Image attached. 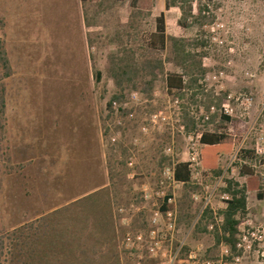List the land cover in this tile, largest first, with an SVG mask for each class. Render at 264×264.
<instances>
[{
  "label": "rangeland",
  "instance_id": "obj_1",
  "mask_svg": "<svg viewBox=\"0 0 264 264\" xmlns=\"http://www.w3.org/2000/svg\"><path fill=\"white\" fill-rule=\"evenodd\" d=\"M205 2L207 21L180 28L179 9L165 10L164 0H0V38L12 69L9 77L0 76L6 130L0 144V227L26 218L15 219L20 201L46 211L94 193L65 210L75 217L80 209L99 214L102 207L110 214L112 231L106 242L99 238L90 248L84 228L76 254L89 252L95 264H134L121 245L123 234L149 228L164 191L171 194L176 214L172 243H163L165 250L187 247L179 257L195 255L190 264H264L256 242L238 254L223 242L215 248L213 224L201 219L208 207L214 224H220L225 178L240 184L251 179L254 189L246 194V212L237 216V228L264 230V197L256 196L264 193V152L255 150L257 137L264 141V0ZM161 12L166 33L184 39L189 51L193 40H207L204 74L195 73L194 82L185 74L181 93H169L165 86L166 71L182 72L170 41L160 53L163 71L144 90L149 76L139 64L148 56L145 39ZM125 62L133 64V82L123 80L120 90L113 74ZM244 92L253 98L247 111L227 97ZM227 102L233 107L232 122L222 123L220 109ZM186 118L193 121L191 128ZM215 127L239 138L229 155L220 156V176L201 168L195 138L196 132ZM241 148L253 150L254 158L241 159ZM176 161L190 163L186 197L181 183L163 181ZM242 164L251 175L239 173ZM178 207L183 215L189 213L188 223H178Z\"/></svg>",
  "mask_w": 264,
  "mask_h": 264
},
{
  "label": "trees",
  "instance_id": "obj_2",
  "mask_svg": "<svg viewBox=\"0 0 264 264\" xmlns=\"http://www.w3.org/2000/svg\"><path fill=\"white\" fill-rule=\"evenodd\" d=\"M80 1L82 3L87 2V0ZM205 1L164 0V9L168 10L173 6L179 9L180 16L177 24L180 28H187L191 24H197L200 27L208 19V15L206 14L208 12V5ZM168 41L171 44L170 48L174 56V63L182 69V72H165L167 92L181 93L186 88L185 74L189 75L192 82L197 79L194 76L195 73L204 74L205 69L202 66L201 60L205 56V52L202 51V48L205 47L207 40H193L191 43L193 51H189L184 39L170 36L166 33L164 12H161L155 17V30L148 33L145 39V48L148 56L142 59L139 64V69L149 76L148 81L144 84V90L146 91L150 90L157 75L163 71V61L160 58V53L165 50ZM198 48L200 51L196 52ZM133 72V64L131 62L122 63L118 67V70L114 72L113 79L120 90L123 87V80L133 82ZM11 74L12 69L7 52L0 38V76L4 79ZM99 76V73H96V78H99ZM121 95V93L113 95L107 106L110 107L113 101L120 100ZM4 111L5 87L0 82V144L5 139L6 132L5 123L3 122ZM220 121L222 123H231L232 118L221 114ZM186 126L187 128L193 126V121L190 118H186ZM238 141L239 138L227 131L225 127L203 130L198 139L200 144L198 157L201 168L204 171L212 173L214 176H220L223 171L218 164L220 156L229 155ZM253 152L251 149L241 148L239 150V157L244 160L253 159ZM2 154L0 153V158H2ZM6 160H10L8 155ZM239 173L241 175H251L252 169L246 164H242L239 167ZM191 176L192 172L188 161H176L174 163L173 177L177 182L182 184L184 197L188 196L187 192L191 188ZM254 182V180L247 179L240 184L230 178L224 179L225 185L221 191L227 197L224 199L225 207L218 213L221 216V222L218 226L214 224L209 208L203 209L201 219L209 220L207 224L209 222L213 224L215 248L223 242L231 254H238L239 251L236 248L237 216L246 212V194L254 189L252 186ZM94 195V193H90L83 198L72 201V203L65 204L54 210H50L49 208L46 211L31 210L28 208L26 201H20L19 205H17L19 209L17 208L14 211L16 214L15 219H18L19 216L26 218L10 221L8 225L2 224L0 227V264H95L94 257L92 255L88 256L90 255L89 252L83 253L84 251H80L81 255L79 256L76 254L78 247L84 243L82 242L81 234L84 233V228H88V231L85 233V241L87 243L86 246H90V248H93L96 240L99 238H102L106 242L108 233L112 231V225L108 223L110 214L104 211L105 209H101L102 207L97 212L99 214H96V211L84 213L80 209L75 217L72 215V212L70 213L67 210V213L65 210L68 206L79 204L83 199ZM169 195L171 194L166 195L160 206V210L163 212L168 209H174L173 204L166 202V198ZM256 196L258 199H262L264 193L257 191ZM20 208H22L23 212L19 215ZM179 209L180 207H178V223L185 220L188 223L190 220L189 213L185 212V215H183V212L181 213V209ZM205 228L203 227L202 230H205ZM196 229H199V224L196 225ZM100 239L99 241H102ZM186 250L187 247L183 246L181 252Z\"/></svg>",
  "mask_w": 264,
  "mask_h": 264
},
{
  "label": "built area",
  "instance_id": "obj_3",
  "mask_svg": "<svg viewBox=\"0 0 264 264\" xmlns=\"http://www.w3.org/2000/svg\"><path fill=\"white\" fill-rule=\"evenodd\" d=\"M227 97L228 100L233 98V101L240 105L244 111L248 110L253 100L252 95L246 92L239 93L235 97H232V95L229 94ZM263 109L264 100L261 104V110ZM220 113L230 117L233 115V107L228 102L224 103L220 109ZM204 118L207 119V116ZM202 131L203 129L196 132L195 134L197 142ZM263 142V138L258 136L255 145V150L258 153L264 152ZM174 163H172L170 168L165 170L163 177V181L171 185L180 183L177 182L173 177ZM160 194L162 200L161 202H163L166 195L169 193L160 191ZM166 202L172 204L171 195L166 198ZM162 217H164L166 220L164 223H161ZM160 224L162 228L158 229ZM175 227L176 214L174 209H168L167 211L163 212L159 207L154 211L150 218L149 228L147 230L125 231L121 240V245L125 251L134 257V264H146L151 260H155V264H162V260H165V264H190L195 262L196 256L191 253H189L186 258L179 257L181 245L176 247L174 251L171 249L167 251L163 248V243H169L171 246ZM253 242L257 243L259 247L258 252L264 259V230L259 227L254 229L246 228L237 230L236 248L238 250H250L252 248ZM225 252H227V249H225ZM203 264H213V261L204 260Z\"/></svg>",
  "mask_w": 264,
  "mask_h": 264
}]
</instances>
